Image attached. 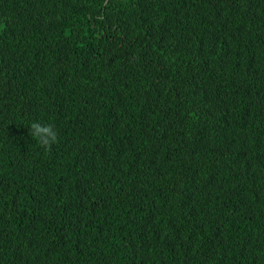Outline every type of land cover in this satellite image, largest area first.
I'll list each match as a JSON object with an SVG mask.
<instances>
[{
	"label": "trees",
	"instance_id": "trees-1",
	"mask_svg": "<svg viewBox=\"0 0 264 264\" xmlns=\"http://www.w3.org/2000/svg\"><path fill=\"white\" fill-rule=\"evenodd\" d=\"M0 264H264V0H0Z\"/></svg>",
	"mask_w": 264,
	"mask_h": 264
},
{
	"label": "clouds",
	"instance_id": "clouds-1",
	"mask_svg": "<svg viewBox=\"0 0 264 264\" xmlns=\"http://www.w3.org/2000/svg\"><path fill=\"white\" fill-rule=\"evenodd\" d=\"M29 134L46 152H50L52 146L58 143V132L52 124H41L34 121L29 126Z\"/></svg>",
	"mask_w": 264,
	"mask_h": 264
}]
</instances>
